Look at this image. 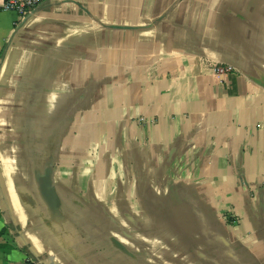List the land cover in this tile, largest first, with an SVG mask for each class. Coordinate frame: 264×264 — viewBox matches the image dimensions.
Masks as SVG:
<instances>
[{
    "label": "crops",
    "instance_id": "crops-1",
    "mask_svg": "<svg viewBox=\"0 0 264 264\" xmlns=\"http://www.w3.org/2000/svg\"><path fill=\"white\" fill-rule=\"evenodd\" d=\"M264 0L0 10V264H264Z\"/></svg>",
    "mask_w": 264,
    "mask_h": 264
},
{
    "label": "built area",
    "instance_id": "built-area-1",
    "mask_svg": "<svg viewBox=\"0 0 264 264\" xmlns=\"http://www.w3.org/2000/svg\"><path fill=\"white\" fill-rule=\"evenodd\" d=\"M47 0H0V10L16 12L21 18L30 15L38 6ZM264 186V169L262 174Z\"/></svg>",
    "mask_w": 264,
    "mask_h": 264
},
{
    "label": "water",
    "instance_id": "water-1",
    "mask_svg": "<svg viewBox=\"0 0 264 264\" xmlns=\"http://www.w3.org/2000/svg\"><path fill=\"white\" fill-rule=\"evenodd\" d=\"M35 10H36V9H35ZM35 10H34V11H35ZM34 11H33V12H34ZM28 16H29V15H28Z\"/></svg>",
    "mask_w": 264,
    "mask_h": 264
}]
</instances>
